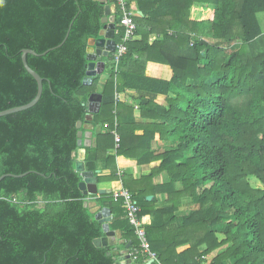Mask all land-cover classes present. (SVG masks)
<instances>
[{
	"label": "trees",
	"instance_id": "trees-1",
	"mask_svg": "<svg viewBox=\"0 0 264 264\" xmlns=\"http://www.w3.org/2000/svg\"><path fill=\"white\" fill-rule=\"evenodd\" d=\"M128 2L137 5L141 39L129 41L119 60L117 51L103 56L106 69L91 84L84 82L89 42L105 25V5L112 8L116 0L0 2V111L37 94L24 49L40 54H28L27 61L44 79L37 104L0 116V176L31 171L0 181V264H115L116 247L131 251L139 245L124 201L113 192L92 196L100 209L115 213L110 228L122 231L124 241L94 243L106 232L80 188V121L93 126L92 145L82 146L88 170L105 161L112 166L107 179L118 178L120 155L150 167L141 179H122L142 219L147 214L159 219L144 226L163 264H187L188 254L201 264L214 251L208 264H264V33L257 17L264 0ZM114 15L120 42V8ZM148 62L169 65L171 79L146 75ZM129 90L138 93L132 104L117 97ZM93 92L102 101L88 120ZM136 109L149 121L137 122ZM162 143L172 147L159 150ZM112 149L115 155L107 153ZM163 172L169 181L155 184L153 178ZM144 192L152 198L140 199ZM160 193L167 194L170 207L155 208ZM185 198L195 209L178 217ZM182 223L194 244L179 255H163L158 229ZM202 245L206 249L200 251Z\"/></svg>",
	"mask_w": 264,
	"mask_h": 264
},
{
	"label": "crops",
	"instance_id": "crops-1",
	"mask_svg": "<svg viewBox=\"0 0 264 264\" xmlns=\"http://www.w3.org/2000/svg\"><path fill=\"white\" fill-rule=\"evenodd\" d=\"M105 2H107L108 0H104ZM136 4V3H135ZM137 7V5H135ZM257 17L258 20L261 24L263 33H264V11L263 12H258L257 13ZM135 39H141V35H136ZM155 37H152L151 40H154ZM99 60H103L107 63V61L105 60V57H100ZM106 69V67H105ZM146 75L150 76V77H156V78H161V79H165V80H169L171 79L172 75H173V70L172 68L167 65V64H161L158 62H148L147 66H146V70H145ZM102 76V75H101ZM104 78V76H103ZM103 80L101 79L100 81V86H102L105 82H102ZM138 93L134 90H129L127 93L125 94H117V97L120 101H126L130 104L135 102V97ZM134 97V98H133ZM164 96H157V98H163ZM136 114H137V122H148L149 120L146 118H142L141 116H139L138 114V109H136ZM92 118V113H89L88 115V120H90ZM83 131H84V141H85V146H90L89 145V140H92L93 143V130L91 131V126L86 123H83ZM92 132V134H90V132ZM91 143V145H92ZM118 146V145H117ZM108 154H116V149H112L109 152H107ZM107 154V155H108ZM77 158H80V155L77 153ZM86 165V163H85ZM116 173L117 176L119 175L118 178H114L113 180L111 179H107V177H109L110 173H111V169L112 166H109V168H107V166L105 165V161L101 164L100 162V167L95 171V175L98 177L101 176L104 179L102 181L98 180L97 186H93L92 190H95V192L91 193L88 195V202H89V206H91V209L93 212L97 213L100 210V205L96 202L95 198H93L92 195H100L101 193L99 192L102 189H106L109 190L108 193H112L114 190L116 189H121L124 187L123 185V179L127 178H133V179H141L143 176L147 175L150 173V167L147 165H140L138 164L135 160H131L128 158H125L124 156H116ZM87 169V167H86ZM153 181L155 184H162V183H167L169 181V176L166 172H163L161 174H159L158 176L153 178ZM126 188V187H125ZM150 197V196H149ZM152 197V196H151ZM187 202V203H186ZM172 204L170 202L167 201V194L164 193H160L157 196V202L155 204V208H166V207H170ZM194 203L192 201H183L181 206L179 207L177 213L178 217H183L184 215H186L188 212H190L192 209H195V207H193ZM112 211V210H111ZM115 216V213L112 211L111 213V221L113 220V217ZM158 216V215H157ZM159 219H157V217L152 214V215H144V220L146 224H153V222H159ZM111 221L107 224V229L111 230L110 228V223ZM145 224V223H144ZM145 224V226H146ZM183 223L181 225L177 224L174 225L172 227L170 226H165L163 229V231L159 232L158 229V235L156 234V236L160 237V242L158 243V247L161 248V252L163 253V255H166L170 252L175 251V253L177 255H179L181 252L186 251L187 249H189L191 247V245L194 244L195 239L193 238H189L188 234L189 231L187 229V233L185 230H182ZM116 231V246L118 244H122V242L124 241V239L121 237L122 236V231L115 230ZM193 236V235H192ZM180 241V242H179ZM129 243H131V241H129ZM178 244V245H177ZM206 249L205 245H202L200 247V251H203ZM117 252H119V254H123L125 253L127 250L125 248H119L116 247L115 249ZM216 251L212 252L209 255L203 256V260L201 264H208L210 262V260L214 257ZM118 254V255H119ZM178 257V256H177ZM180 258V257H179ZM199 261V259L197 258L196 255H190L188 254L186 256V263L187 264H198L195 261ZM178 264H182V262H178Z\"/></svg>",
	"mask_w": 264,
	"mask_h": 264
},
{
	"label": "water",
	"instance_id": "water-1",
	"mask_svg": "<svg viewBox=\"0 0 264 264\" xmlns=\"http://www.w3.org/2000/svg\"><path fill=\"white\" fill-rule=\"evenodd\" d=\"M105 2L104 0H101ZM106 15L103 18V22L105 23L103 29L100 32L99 38H92L90 40V46L88 47V63H87V77L84 79L85 84H91L92 79L94 76L103 73L106 67V62L103 60H99L102 56H109L110 52H114L116 50V39H115V27L116 24L111 20V12L112 8L110 4L105 5ZM69 34V33H68ZM68 36V35H67ZM60 44L59 46H61ZM53 49V48H51ZM50 50V49H49ZM49 50L45 51L42 54L47 53ZM28 54H34V55H40L33 49H24L23 50V63L27 71L36 79L38 83V91L35 96V98L23 105L15 106L6 110L0 111V116L19 112L22 110H26L37 104V102L40 100L42 94H43V81L44 79L42 76L35 71L27 61V55ZM102 101V94L98 92H93L88 100V109L91 113L98 112L100 109V104ZM83 122L80 121L78 123V127H83ZM84 131H79V140L78 144L81 147L78 150V154L80 155V158L76 161V170L81 173L83 180L80 182V188L84 191L85 195H89L95 190H92L93 186H97L98 183V177L95 175V171L86 169L85 165V155H86V148L82 147L85 145L84 141ZM31 172V171H28ZM28 172L21 173V174H12L7 173L0 176V181L6 177V176H24ZM101 194L108 193L109 190L102 189L99 191ZM152 197L150 196L149 199ZM111 209L109 207H103L96 213V219L99 220L101 224H103V227L105 229V235L99 238H96L94 240L95 245L97 246H108L110 244H114V241L116 239V231L115 230H109L107 229V224L111 221ZM131 243L128 244L130 246ZM114 256H117V261L115 264H135L132 262L131 257L129 253H123L121 255H118V252L116 250L112 251ZM145 264H153V259L147 261Z\"/></svg>",
	"mask_w": 264,
	"mask_h": 264
},
{
	"label": "built area",
	"instance_id": "built-area-1",
	"mask_svg": "<svg viewBox=\"0 0 264 264\" xmlns=\"http://www.w3.org/2000/svg\"><path fill=\"white\" fill-rule=\"evenodd\" d=\"M129 0H116L117 5L112 6V15L111 20H115V12L116 7L120 8L122 11L121 16V29L124 28L121 33L120 42H116V50L117 56L116 59L119 60L121 56L127 51V43L136 38V30L137 25L134 17L136 16L137 7L135 3L128 2ZM118 30L115 29V34H117ZM117 121H115V127L112 129V133L115 136L116 145L120 142V135L117 131ZM91 126V125H90ZM108 127V124L104 125ZM93 130V126H91V131ZM90 134H92V132ZM92 140H89V145H91ZM113 195L115 199H123L125 207H126V217L129 222L134 226L135 233L139 239V245L132 249L131 251H126L125 253H129L131 260L135 264H145L147 261L153 259V264H163L156 252L151 249V245L147 236L146 228L144 226V222L142 217L140 216L141 207L138 202L133 197L132 192L128 188L116 189L113 191ZM117 243L115 239L114 244ZM119 254V252H118ZM120 255V254H119ZM140 257H143L142 262H139Z\"/></svg>",
	"mask_w": 264,
	"mask_h": 264
},
{
	"label": "rangeland",
	"instance_id": "rangeland-1",
	"mask_svg": "<svg viewBox=\"0 0 264 264\" xmlns=\"http://www.w3.org/2000/svg\"><path fill=\"white\" fill-rule=\"evenodd\" d=\"M106 72H107V71H106ZM103 76H104V78H103ZM101 79L103 80L102 82H104V80L106 81V79H107V73H104V74L102 75ZM99 87H100V86H99ZM156 100L159 101V102H161V103H165V98H164V97H163V98H157ZM100 117L103 119L105 116L100 115ZM169 147H172V144H170V143H166V144L162 143L158 149H159V150H163V149H165V148H169ZM139 195H140V199L143 197V195H148V196H150V195H149V192H144V193L139 194ZM113 198L115 199L114 195H113ZM115 200H116V199H115ZM183 201H184V202H185V201H189V202L192 201V202H194L191 198H185ZM186 203H187V202H186ZM41 204L43 205V201H41ZM196 206H197V205H196ZM193 207H195V203H194Z\"/></svg>",
	"mask_w": 264,
	"mask_h": 264
},
{
	"label": "snow or ice",
	"instance_id": "snow-or-ice-1",
	"mask_svg": "<svg viewBox=\"0 0 264 264\" xmlns=\"http://www.w3.org/2000/svg\"><path fill=\"white\" fill-rule=\"evenodd\" d=\"M0 2H2V0H0Z\"/></svg>",
	"mask_w": 264,
	"mask_h": 264
},
{
	"label": "bare ground",
	"instance_id": "bare-ground-1",
	"mask_svg": "<svg viewBox=\"0 0 264 264\" xmlns=\"http://www.w3.org/2000/svg\"><path fill=\"white\" fill-rule=\"evenodd\" d=\"M88 123H90V122H88Z\"/></svg>",
	"mask_w": 264,
	"mask_h": 264
}]
</instances>
